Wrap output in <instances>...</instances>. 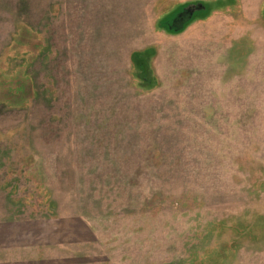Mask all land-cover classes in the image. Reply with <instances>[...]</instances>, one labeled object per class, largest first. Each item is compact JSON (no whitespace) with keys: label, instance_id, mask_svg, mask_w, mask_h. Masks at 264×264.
Instances as JSON below:
<instances>
[{"label":"rangeland","instance_id":"1","mask_svg":"<svg viewBox=\"0 0 264 264\" xmlns=\"http://www.w3.org/2000/svg\"><path fill=\"white\" fill-rule=\"evenodd\" d=\"M0 264H264V0H0Z\"/></svg>","mask_w":264,"mask_h":264},{"label":"water","instance_id":"2","mask_svg":"<svg viewBox=\"0 0 264 264\" xmlns=\"http://www.w3.org/2000/svg\"><path fill=\"white\" fill-rule=\"evenodd\" d=\"M186 15H187L186 13L178 15L174 21V25L176 26L178 24L179 26H182L185 23V21L187 20L185 18ZM179 26H177L175 29H178ZM179 29H181V28H179Z\"/></svg>","mask_w":264,"mask_h":264},{"label":"trees","instance_id":"3","mask_svg":"<svg viewBox=\"0 0 264 264\" xmlns=\"http://www.w3.org/2000/svg\"><path fill=\"white\" fill-rule=\"evenodd\" d=\"M167 25H169V27L167 26ZM162 26H165L169 31H171V32H173V31H178V30H180V29H174V27H173V25L172 24H170V22H168V23H162Z\"/></svg>","mask_w":264,"mask_h":264}]
</instances>
